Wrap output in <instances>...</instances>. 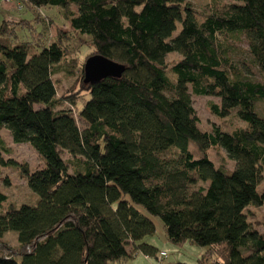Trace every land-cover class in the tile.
Instances as JSON below:
<instances>
[{"label": "trees", "instance_id": "16d2710c", "mask_svg": "<svg viewBox=\"0 0 264 264\" xmlns=\"http://www.w3.org/2000/svg\"><path fill=\"white\" fill-rule=\"evenodd\" d=\"M202 1L204 10L188 0H23L35 12L59 7L91 56L125 65L121 77L90 83L84 63L72 101L84 100V127L62 108L66 95L57 97L53 79L67 68L71 31L49 41L25 19L3 21L0 166L18 168L39 199L7 206L0 190V264L157 258L146 240L156 224L141 207L163 220L169 241L205 248L197 264H264V230L250 216L264 205V0ZM11 23L29 26L31 38L19 40ZM193 95L234 101L244 124L205 131ZM3 129L44 165L5 159ZM214 147L225 148L233 169L216 165Z\"/></svg>", "mask_w": 264, "mask_h": 264}, {"label": "rangeland", "instance_id": "374dc122", "mask_svg": "<svg viewBox=\"0 0 264 264\" xmlns=\"http://www.w3.org/2000/svg\"><path fill=\"white\" fill-rule=\"evenodd\" d=\"M20 0H10L8 2H0V27L4 20L6 19H17L27 20L32 26L42 29L44 32V38H48L49 41L57 35L58 30L71 31L72 35V52L68 56L66 61V67L63 72H60L58 75L53 77L56 82L57 87V97H64L66 99L62 108L73 109L79 124L84 127V122L78 116L79 108L84 103L83 98H80L77 101V105L73 104V99H76V96L81 93V75L84 67V63L89 56L94 53V48L91 47L90 42L87 45L81 47V42H84L80 39L78 34H74V31L71 30V27L68 21L63 17L60 12L59 7H44L40 10L32 11L24 4V9H19ZM190 3L198 8L199 10H204L206 8V1L202 0H188ZM223 1H232V0H223ZM41 15L42 18L39 17ZM39 19L38 22L36 19ZM13 30L18 31L19 40L22 38L29 39L31 38L29 26L23 25H13L12 23L9 26ZM37 36L35 39H37ZM71 45V44H70ZM81 45V46H80ZM245 42L242 43L243 47ZM169 60H176L179 58V55L172 53L169 55ZM71 70V72H70ZM168 75L175 79L176 76L169 71ZM194 106L196 108L197 114L200 119V126L205 131H212L214 127H221L224 130H230L234 126L243 125L235 115V111L232 109L235 107V102L232 100L223 99L219 96L214 95H204L197 96L193 95ZM216 104L220 107L221 114L220 116L214 112L212 105ZM264 107V105H263ZM2 137L4 138L5 145L10 149L9 152H4L3 156L5 159L14 158L15 160L26 163L30 168L35 169L42 167L43 160L35 150V148L28 142L26 143H16L9 130L3 129ZM227 139V143L230 146H235V143L232 140ZM209 155L212 160L218 166L226 165L229 169H233L234 163L231 161L226 153L225 148L217 147L210 148ZM64 157L67 160L72 159V156L68 153H64ZM264 188V179L260 185L259 189ZM0 190L5 193L8 197L7 201L4 204L16 203L22 205L27 204H36L38 202L39 196L34 193L28 186L27 180L22 176L20 170L13 166H0ZM144 214L152 218L156 224V233L152 236L147 237V241H151L154 245L158 247V252L164 250L167 253V256L161 260L157 259L155 256L152 257L151 261H154L155 264H179L180 262H185L188 264H197L199 257L205 251V248L192 244L191 242H184L180 244H175L168 240L166 235V228L163 220L158 216H153L148 213L144 208H140ZM250 216L254 225L264 230V205L260 207H251ZM15 236L17 235L16 232ZM13 234H8V240L16 245L18 243V238Z\"/></svg>", "mask_w": 264, "mask_h": 264}, {"label": "water", "instance_id": "95a60500", "mask_svg": "<svg viewBox=\"0 0 264 264\" xmlns=\"http://www.w3.org/2000/svg\"><path fill=\"white\" fill-rule=\"evenodd\" d=\"M125 65L109 59L101 54L89 57L85 63V81L94 83L105 77H121Z\"/></svg>", "mask_w": 264, "mask_h": 264}, {"label": "crops", "instance_id": "0c3cea01", "mask_svg": "<svg viewBox=\"0 0 264 264\" xmlns=\"http://www.w3.org/2000/svg\"><path fill=\"white\" fill-rule=\"evenodd\" d=\"M149 242L152 243L151 241H149ZM161 251H164V250H161ZM151 259H152V257H149L143 253H137L133 258H129V259L122 261L118 264H155V262L151 261Z\"/></svg>", "mask_w": 264, "mask_h": 264}, {"label": "built area", "instance_id": "2783aa9c", "mask_svg": "<svg viewBox=\"0 0 264 264\" xmlns=\"http://www.w3.org/2000/svg\"><path fill=\"white\" fill-rule=\"evenodd\" d=\"M8 1L10 0H0V2H8ZM165 256H167V253L165 251H160L159 255L157 256V259L161 260Z\"/></svg>", "mask_w": 264, "mask_h": 264}]
</instances>
